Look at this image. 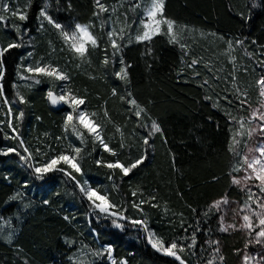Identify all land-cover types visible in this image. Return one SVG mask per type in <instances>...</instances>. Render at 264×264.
Wrapping results in <instances>:
<instances>
[{
  "label": "trees",
  "instance_id": "16d2710c",
  "mask_svg": "<svg viewBox=\"0 0 264 264\" xmlns=\"http://www.w3.org/2000/svg\"><path fill=\"white\" fill-rule=\"evenodd\" d=\"M7 2L11 8L18 5V9L27 13V19L21 21L18 16H12L11 27L0 26V44L23 43V47L4 54L5 75L0 84L6 97L10 98L19 89L27 103L11 105L16 132L10 136L3 134L2 129L8 133L10 129L6 106L0 102V121H3L0 144L23 151L19 141L11 138L18 134L33 153L35 163L62 151L71 152L72 147L82 148L83 174L73 173L76 180L88 181L92 187L107 192L115 203L128 209L130 217L146 218L149 228L167 242L182 237H188L190 242L195 232V248L182 255L188 264H201L206 241L222 234L219 213L216 209L209 212V206L222 196L244 197L243 190L231 181L230 173L239 157L228 150L231 133L226 112L240 114L237 97L230 91L243 67L237 64L236 50L240 46L235 41L243 40L242 46L252 53L251 57L244 55V66L255 60L264 66V0H165V16L176 22L175 43L169 42L166 27L165 34L154 36L149 42H135L134 32L142 11V6L132 10L137 0H101L109 12L100 17L93 15L98 10L95 0ZM46 3L49 14L60 23L73 19L90 23L99 46L95 49L89 46L87 57L81 60L65 48L58 32L47 21L43 30H39V12ZM102 21H106L103 28ZM112 24L118 29L131 25L126 28L125 39L117 41L126 46L115 55L107 36ZM200 29L233 41L234 48L228 51L218 40L203 39L198 36ZM21 36L22 41L18 40ZM29 52L31 57L27 55ZM105 56L109 60L107 65L103 63ZM41 58L66 71L70 80L54 82L41 77L39 84L13 88L18 65L26 60L34 64ZM193 58L200 63L187 67ZM121 59L124 65H130L126 80L115 76L123 66ZM235 68L237 76L232 81L230 73ZM258 68L255 66V74ZM197 72L199 76L194 75ZM205 79L209 84L200 87ZM65 84L85 99L82 107L86 111L97 113L95 119L103 125V136L116 150V157L94 143L86 131L83 142L71 131H64L63 118L70 109L67 105L50 104L47 91L54 85L59 91ZM122 96L134 98L145 109L141 118L137 119L135 107L121 100ZM205 96L212 99L206 100ZM224 96L236 102L228 104ZM217 102L218 106L213 107ZM21 111L23 117L16 119ZM153 120L158 122L163 134H152L146 146L143 138L148 136ZM121 143L124 148H120ZM37 148L47 156L37 155ZM145 151L147 159L127 177L118 169L96 164L97 159L131 162ZM60 167L71 171L66 165ZM133 191L138 192L135 198ZM151 196L156 197L151 203L157 207L144 204L142 217L131 203L133 199L138 202ZM65 216L69 219L65 220ZM121 223L123 228H117L110 218L90 214L89 202L83 198L76 181L64 172L54 171L37 179L15 153L0 154V264H92L93 261L111 264L107 256L91 255L109 245L117 264L121 260L127 264H178L174 258L153 250L139 226Z\"/></svg>",
  "mask_w": 264,
  "mask_h": 264
},
{
  "label": "snow or ice",
  "instance_id": "6c2138e0",
  "mask_svg": "<svg viewBox=\"0 0 264 264\" xmlns=\"http://www.w3.org/2000/svg\"><path fill=\"white\" fill-rule=\"evenodd\" d=\"M95 4L97 7V11L93 13V15L100 17L101 14L109 12V8L105 6L101 0H95ZM143 4V0L140 3H133L132 10L136 8H140ZM49 5L46 3L44 7L40 9L39 17L40 20V28L39 30H43L44 21H47L49 25H51L59 34L61 40L64 43L65 48L73 54L75 58H79L81 60L85 59L89 53V46L95 49L99 46L98 38L93 32L90 30V24H81L75 23L74 25H66L60 23L57 19H55L52 15L49 14L48 11ZM70 7V5H69ZM165 8V0H149L147 6L143 7V17L140 18V25L142 31L137 32L134 39L136 43L149 42L153 39L154 36L166 34L169 37L170 43L177 42V33H176V22L172 19H169L164 14ZM0 9L3 10L4 13L11 12L12 16H18L19 20L24 21L27 19V13L17 9L16 11H12L9 8L8 3L0 2ZM115 12V9H112ZM106 21L101 22V28L104 27ZM0 24H4L7 27V17L5 15L0 14ZM185 28L187 26H184ZM126 28H131V25H125L120 27L117 31L115 28L107 32V36L110 42V45L113 49V55L120 52L122 47L126 45H122L118 43V40L125 39V31ZM16 31L19 32V27L16 28ZM27 32V30H25ZM215 35V34H213ZM223 39V37H221ZM18 40H23V37H18ZM128 42H132V38L128 37ZM228 48L232 49L233 41H228ZM255 44L256 41L253 40ZM237 46H242L244 44L243 40L237 39L235 41ZM23 47L22 42H11L6 46L0 44V81L3 80L5 75V67L3 63V56L6 52L14 48ZM184 48V45H181ZM151 52V49H149ZM188 53L185 52V55ZM28 57L32 56V53L29 52ZM246 55L249 57L252 56V53L246 52ZM23 61V57L21 58ZM235 57L232 58L234 62ZM109 62L108 57L105 56L103 63L107 65ZM183 62V57H182ZM200 61L193 58L191 63L187 65L189 68H193L195 65L199 64ZM121 64L123 65L119 71L115 72V76L120 80H126L128 78L127 69L130 65H124L123 59H121ZM207 66V65H206ZM22 69V72H21ZM23 73H28L29 75L25 76ZM17 75L20 79L30 80L36 84L41 83V77L47 78L54 82H67L70 80V76L66 71L61 69L60 67L52 64L51 62H44L43 58L41 60L35 61L34 64L24 65L21 63L17 68ZM195 76H199V73H195ZM219 77H217L218 79ZM232 80L235 81L236 77L233 75ZM209 84L207 79L204 80L203 84L200 87H204ZM256 84L259 87V101L258 106L253 108L251 104L248 103L247 93L240 92V89L236 87L235 83L233 87L236 88L237 99L240 105L239 110L242 112L245 110V105L249 110V116L245 117L240 115L239 117L232 115L230 112H226V115L229 116V124H230V138L228 150L233 154L234 157H239L238 162L233 166L232 172H244L243 177L237 178L236 176L231 177V181L233 185L237 186H247L249 183L254 182V187L259 189V193L253 192L251 188H248V197L244 203L241 211L249 212V214H244L242 216L243 223L239 225L240 229H245L248 232V235L252 237L249 240L248 244H246V248L249 245H261L262 249H264V74L260 76V78L256 81ZM17 85L14 83L13 88H16ZM116 90L113 89L112 95H116ZM17 98L19 103H27L25 97L20 95L17 92ZM128 96L131 97V93H128ZM0 97H3V103L8 105V115H12V107L8 98L4 94L3 85L0 84ZM240 97H243L242 99ZM47 99L53 106L56 105H67L70 111H68L63 118V129L65 132L71 131L81 142L84 141V131L87 132L89 136L93 138L94 143H99V145L103 148L105 152H108L110 155L116 157L117 152L115 149L110 147L109 143L106 142L103 136V125L98 122L95 117L97 113L92 112L89 113L82 106L86 104V101L83 97L79 96L77 93L73 92L70 88L65 85H61L59 87V91H56V86L50 88L47 91ZM205 99H212L211 96H205ZM223 99L228 103L232 104L236 101H233L229 98V96H224ZM121 100H125L131 106L135 107L134 115L137 119L141 118L142 114L145 113V109L142 108L134 98L126 99L125 97H121ZM218 102L213 104V107H217ZM24 113L21 111L16 119H21ZM105 117L108 116L107 111L104 112ZM3 123V121H0ZM231 125H236L237 127L233 129ZM247 126V127H246ZM8 127L12 130L13 133L16 132L15 127L12 124L11 119L8 121ZM83 130V131H82ZM119 132L120 129L117 128ZM154 133H162V129L157 121L153 120L151 122V128L148 131V136L143 138V144H149V137ZM47 135V134H45ZM247 135L249 140L256 139L254 144L245 143V148L247 151L243 154L239 151V145L241 143L240 139L237 137H244ZM11 138L17 139L19 141V148L23 149V152L19 151L17 148L9 147L6 151L0 153L3 155H7L9 153H15L19 156L20 160L23 161L27 166L32 169L37 179H43V177L51 172L60 171L64 172L66 176L71 177L76 181V186L79 188L80 193L83 198L89 202V213L90 214H99L104 218H110L112 224L117 228H123V224L121 221H126L133 227L139 226V229H142L145 233V239L148 245L151 246L153 250L158 253H161L165 256L174 258L175 261H178V264H188V262L184 259V255L189 253L196 246V235L193 232L190 242L188 237H182L173 239L170 242L165 241L162 237L157 236V234L151 230L148 226V221L146 218H133L127 215L128 209L123 206V204H117L111 199L110 195L107 192L101 194V191L97 188L92 187L88 181L81 183L76 180V177L73 173L82 175V167H81V152L82 148L80 147H72L71 152H60L52 156L51 158L43 159L42 162L33 164L34 160L33 153L29 150L24 140L19 137V135H15ZM57 139H60L59 137ZM124 143L120 144V148H124ZM36 154L41 157L47 156V153L42 152L39 148L36 149ZM147 159V151H145L144 155H141L138 159H135L131 162H122L119 159H116L113 162H105L101 159L96 160L97 166H102L110 170L118 169L122 176H129L134 169L139 167L143 162ZM66 165L68 169L71 171H67L65 168H61L60 165ZM231 175V173H230ZM109 179H113L112 176H109ZM215 179V178H214ZM118 187L114 185V188ZM243 190V188H242ZM138 192L133 191L132 196L137 197ZM140 196H143V193H139ZM156 199L155 196L148 197L147 199H139L137 202L136 199H133L131 203V207L135 209L137 212L141 213L143 217V205L146 203H151ZM256 205V209H252L251 204ZM45 204L48 203L47 200L44 201ZM229 201L227 198H221L212 202L209 206V212L212 209H216L218 212L221 211L222 205H227ZM152 207H157L155 203H151ZM258 209V210H257ZM195 211V209H193ZM208 215V213H205ZM253 217L258 220V223H254ZM65 220H68L69 217L65 216ZM236 225L228 224L224 226L223 217H221V226L220 231L227 232L230 228H235ZM258 229V230H256ZM187 231V229H185ZM199 231V229H197ZM211 244H219V241H211ZM220 249L217 247L213 252V259H209L207 264H214V260L218 257L220 261L224 260V257L219 254ZM93 257L107 256L108 260L111 264H117V261L113 258V248L111 245L104 247L102 250L91 252ZM71 259V257H70ZM255 261V264H264V251H257L253 254H249L245 252L243 256V264H251V262ZM94 264V261L92 262ZM119 264H127L126 260H121Z\"/></svg>",
  "mask_w": 264,
  "mask_h": 264
},
{
  "label": "rangeland",
  "instance_id": "374dc122",
  "mask_svg": "<svg viewBox=\"0 0 264 264\" xmlns=\"http://www.w3.org/2000/svg\"><path fill=\"white\" fill-rule=\"evenodd\" d=\"M145 1L146 2L141 7L142 11L140 13V18L143 17V7L147 6V4L149 2V0H145ZM0 2L8 3L7 0H0ZM140 2H141V0H137V3H140ZM8 5H9V3H8ZM9 8L12 11H16L18 9V5H16L15 8H11V6L9 5ZM0 14L5 15L7 17V27H11V24H12V18H10V17H12L11 12L4 13L3 10L0 9ZM75 23L90 24V23L78 21L76 19H73L72 22L62 23V24L74 25ZM0 26H5V25L0 24ZM111 26H112L111 30L113 28H115V27H113V24ZM115 29L117 31L119 30L118 28H115ZM135 29H137V30L134 32V37L137 34L138 30L142 31L140 23L137 24ZM201 30L202 29H200V34L198 36L203 37V39L209 38L212 40H218L220 42V44L224 45V47H227V50L229 51L228 43H227L228 40L224 36H223V39H221V37H222L221 35H212V34L206 32L204 30H202V31ZM27 42H28V39H27ZM213 42H215V41H213ZM29 43L30 42H28V44ZM224 47H222V49ZM240 47H242V48H240ZM240 47H238L236 50L237 51V59L236 60H237V64L242 65L243 67L240 68L239 78H237L238 80H236L235 85H236V87H238L240 89V92H246L247 93L248 103L251 104L253 108H255L258 106V101L260 99L259 87L256 84V81L260 78V76L262 74H264V66L262 64L258 63L256 60L253 62L249 61V63H247V65L244 66V55H246L247 50L243 46H240ZM233 48H234V45H233L232 49ZM26 61H27L26 63H23L24 65L30 64L29 60H26ZM255 66H257V67L259 66L258 74L254 73V72H256ZM21 72H22V69H21ZM23 75L27 76L29 74L23 73ZM233 75H235V77L237 76V68L233 69V71L230 73L231 79H232ZM16 78H17V83H16L17 86H20V85L21 86H30L34 83L30 80L20 79V77L18 75ZM230 91L237 97V92H236L235 87ZM17 92H19V89H18V91L16 90L10 98L7 97L9 102L11 103V105L16 104L18 102V98L16 95ZM19 94H20V92H19ZM240 98L242 99L243 97H240ZM1 101L3 103V97H1L0 102ZM237 103H238V99H237ZM5 106H6V110L8 113V105H5ZM237 106L240 108L239 103L237 104ZM240 115H243L245 117L249 116V110L247 108V105H245V110L242 112L240 111V114H238L237 116L239 117ZM11 118H12V115L9 116L7 114V125H8V121ZM236 127L237 126L235 125L233 129H235ZM2 130H3V134L4 133L9 134L10 136L13 134L11 129H10V133L6 132L4 129H2ZM237 139H240L242 141L240 153L243 154L247 151V149L245 148V143H247L249 145L254 144L256 139H258V138H254L253 140H249L247 135H245L242 138L237 137ZM9 147L14 148L12 146H4L3 144H0V152L2 153L4 151H6ZM21 152H23V151H21ZM52 156H54V155H52ZM32 163L36 164L35 159L32 161ZM243 175H244L243 171L238 172V173L231 171V176H236L237 178H240V177H243ZM81 183H84V182H81ZM239 187L241 190L243 188V191H242L244 193L243 198L242 197L239 198L237 196H222V197H219V198H216L213 200V201H215V200H218L221 198H227L229 203L227 205H222L221 211L218 212L219 213V220L221 223V217H223L224 226H227L228 224H234V225H236V227L230 228L227 232L221 231L222 232L221 235H217V236H215V238H213L211 240L209 239L206 241L205 246H204V252L202 253V254H204V256L202 257L203 259L201 261V264H207V261L209 259H213V252L217 247H219V249H220L219 254L224 257V260L220 261L219 258L217 257L214 260V264H243V256H244L245 252H248L249 254H253L257 251H264V249H262L261 245H255V244L249 245V247L246 248L245 247L246 244H248L249 240H251L252 237L248 235L247 230L239 228V225L241 223H243L242 216L244 214L251 215V213H249V212L241 211V209L243 208L244 203L248 197V188H251L252 191L256 192V193H259V189L254 187V182L249 183L247 186L241 185ZM94 188H96V187H94ZM103 193H104V191H101V194H103ZM249 203L251 204L250 201H249ZM251 207H252V209H256L255 204H251ZM253 220H254V223H258V220L255 217H253ZM256 230H258V229H256ZM211 241H219V244L218 245L211 244ZM251 264H255V261L251 262Z\"/></svg>",
  "mask_w": 264,
  "mask_h": 264
},
{
  "label": "water",
  "instance_id": "95a60500",
  "mask_svg": "<svg viewBox=\"0 0 264 264\" xmlns=\"http://www.w3.org/2000/svg\"><path fill=\"white\" fill-rule=\"evenodd\" d=\"M50 103V102H49ZM61 106H63V104H60V105H56V106H54V107H61Z\"/></svg>",
  "mask_w": 264,
  "mask_h": 264
},
{
  "label": "crops",
  "instance_id": "0c3cea01",
  "mask_svg": "<svg viewBox=\"0 0 264 264\" xmlns=\"http://www.w3.org/2000/svg\"><path fill=\"white\" fill-rule=\"evenodd\" d=\"M170 19V18H169Z\"/></svg>",
  "mask_w": 264,
  "mask_h": 264
}]
</instances>
